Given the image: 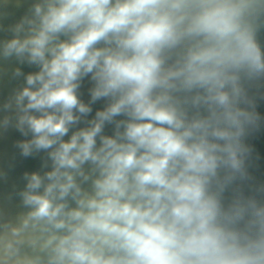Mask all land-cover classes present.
I'll list each match as a JSON object with an SVG mask.
<instances>
[{"label":"clouds","instance_id":"clouds-1","mask_svg":"<svg viewBox=\"0 0 264 264\" xmlns=\"http://www.w3.org/2000/svg\"><path fill=\"white\" fill-rule=\"evenodd\" d=\"M10 131L0 264H264V0H0Z\"/></svg>","mask_w":264,"mask_h":264},{"label":"water","instance_id":"water-1","mask_svg":"<svg viewBox=\"0 0 264 264\" xmlns=\"http://www.w3.org/2000/svg\"><path fill=\"white\" fill-rule=\"evenodd\" d=\"M25 71H27V69H25ZM86 89H87V84H85V86H84L85 98H87ZM97 106H99V102H98ZM19 138H20V136H19L18 132L10 131L8 134L7 141L5 142V144L3 146H0V150H2L3 147H6L8 149V151H11L13 142ZM39 166H40V159L38 157L37 158L20 159L18 161V165H17L16 171L14 173V176L18 178L23 171L35 170V169L39 168Z\"/></svg>","mask_w":264,"mask_h":264}]
</instances>
